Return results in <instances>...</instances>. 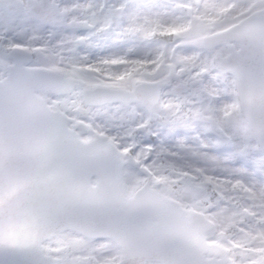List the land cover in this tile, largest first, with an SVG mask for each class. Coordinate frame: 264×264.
Segmentation results:
<instances>
[{"label":"snow or ice","instance_id":"6c2138e0","mask_svg":"<svg viewBox=\"0 0 264 264\" xmlns=\"http://www.w3.org/2000/svg\"><path fill=\"white\" fill-rule=\"evenodd\" d=\"M0 264H264V0H0Z\"/></svg>","mask_w":264,"mask_h":264}]
</instances>
